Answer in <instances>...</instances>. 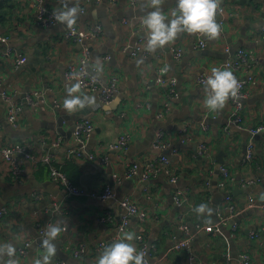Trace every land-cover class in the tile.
Wrapping results in <instances>:
<instances>
[{
  "label": "crops",
  "instance_id": "crops-1",
  "mask_svg": "<svg viewBox=\"0 0 264 264\" xmlns=\"http://www.w3.org/2000/svg\"><path fill=\"white\" fill-rule=\"evenodd\" d=\"M219 1L222 11L216 19L220 33L214 38L205 34L204 47L197 46L196 32L184 31L154 52L130 56L122 47L131 45L137 34L147 35L142 17L151 8L149 0L135 4L129 0H67L68 4L78 3L81 9L76 24L100 23L104 30L101 37L83 43L66 38L67 26L62 22L51 27L39 25L31 0H0V32L7 34L9 43L27 57L16 68L13 56H3L0 45V146L22 145L24 152L46 155L73 178L69 179L74 184L86 190L110 185L114 194L107 200L86 194L68 195L54 182L63 194L56 196L46 189L53 184L46 160L35 163L24 152H16L25 177L13 180L5 160L0 158V207L7 210L0 221V242L15 243L18 264H34L42 256L38 229L49 223L63 227L50 264L57 258L70 264H97L105 247L129 231L134 234L138 250L143 243L149 246L151 264H189L184 251L173 248L183 236L182 224L192 236V264H224L227 256L230 264H238L241 252L250 255L251 264H264V129L253 134V157L248 164L242 163L251 129L264 125V39L259 37L264 27V0ZM46 3L53 9L65 6V0ZM160 7L170 17L176 0H162ZM123 19L130 20V25ZM134 25L135 31L130 27ZM84 44L93 59L89 67L96 70L97 76L104 81L110 76L118 79L121 99L111 112L98 107L97 92L88 88L80 92L92 97L91 103L71 112L64 107L67 88L75 83L67 80L64 73L69 64L78 62ZM239 48L255 56L249 73L258 80L256 85L245 88L243 121L235 125L229 122L233 96L222 108L209 109L204 103L206 84L199 81V76L211 73L212 67L232 57ZM176 50H180L179 56ZM163 67L167 69L163 75L176 78V97L170 95L166 85L156 83ZM245 74L246 71L238 73ZM35 90L39 91L36 102L27 104L23 97ZM1 91L14 94L22 104L16 125L7 119L8 102ZM166 103L168 107H164ZM82 118H89L94 128L81 154L69 156L67 149L75 146L74 124ZM159 129L169 141L165 151L154 144ZM122 133L130 139L127 148L112 147ZM54 141L58 144L53 145ZM202 146L210 154L204 155ZM221 150L222 165L228 170L224 188L218 185L221 172L216 155ZM160 154L166 155L169 162L149 178H142L140 173L123 175L131 163H137L140 170L146 163H160ZM172 176L177 178L175 183L170 181ZM248 179L256 182L251 187L244 186ZM175 187L187 195L182 205L173 199ZM250 189L253 207L245 205ZM226 193L237 213L230 221L218 223V205ZM123 198L135 202L146 216L141 219L131 215L120 229ZM201 203L211 211H196ZM107 213H111V219H103ZM232 220L238 223L235 230L230 225ZM253 232L256 235L252 236ZM27 239L31 245L22 254L18 249ZM79 241L85 242L86 251L73 257L67 245ZM101 241L105 246L98 248ZM6 259L5 254L3 260Z\"/></svg>",
  "mask_w": 264,
  "mask_h": 264
},
{
  "label": "built area",
  "instance_id": "built-area-1",
  "mask_svg": "<svg viewBox=\"0 0 264 264\" xmlns=\"http://www.w3.org/2000/svg\"><path fill=\"white\" fill-rule=\"evenodd\" d=\"M130 3L135 4L138 0H129ZM35 7L36 20L39 25L44 27H51L59 23L53 15L54 10L46 3V0H31ZM151 4V0H149ZM222 11V6L219 1V6L217 9V13ZM122 22L126 25H130V20L123 19ZM132 30H136V26H130ZM198 36V47H204L206 45L204 40L203 33L196 32ZM103 35V28L100 23H93L91 25H79L74 24L71 27L67 26L64 30V36L68 39L75 40L79 43H83L86 39H97ZM259 37L264 39V27H261L259 30ZM147 35L137 34L133 43L126 44L122 47L123 51H129L130 56H134L137 53L145 54L148 50L145 48ZM0 45L2 48V55L6 57L13 56L14 66L19 68L22 64H24L27 60V57L22 55L21 51L15 49L10 43L8 35L0 32ZM226 51H229V47H226ZM176 56L180 55V50H176ZM92 57L90 56V50L87 45H82L79 60L76 63H71L67 66L65 70V77L67 80H74L75 82H79L81 84V88H88L92 91L97 92L98 94V107L106 112H111L115 110L120 102L121 95L117 92L118 89V79L116 76H110L107 80H101L97 74L95 69H91L89 67V62L92 61ZM256 61L255 56L250 52V50L245 48H239L232 57H227L225 60L219 62L215 67H230L237 77L239 81V88L235 96H233V104L229 111V122L235 125H240L243 121V98L245 96V88L250 85L257 84V76L254 73H249V67ZM166 67L160 68L161 76L157 77V84L166 85L168 91L172 97L178 96L177 90H175L176 78L174 76H166L163 75L166 73ZM241 71H246L244 76L238 75ZM211 73H202L199 76V81L203 84L207 83V77ZM39 94V91L35 90L25 95L24 101L27 104H34L36 102V96ZM1 96L7 100V119L14 125L17 124L18 114L21 110L22 104L19 99L14 96V94L1 91ZM164 107H168V103L164 105ZM94 125L89 118H82L75 122L73 129V140L75 142V146L69 147L67 149V155H80L81 150L84 148L87 140L90 137V133L93 130ZM264 129V125L257 126L254 129H251V137L246 143L245 154L242 158L243 164H248L253 157V149L254 142L252 140L253 134L259 132ZM130 139L127 134H120L116 143L112 144V147L117 148H127ZM53 145H57L58 141H54ZM154 144L160 150H164L169 146V141L165 137V133L163 130L159 129L154 136ZM202 150L204 155L210 154V151L206 146H202ZM16 152H24L22 145H4L0 146V158L5 160L6 168L10 177L13 180H23L25 175L23 171V167L16 156ZM25 156L29 159H32L35 163H38L40 160H46L49 165V175L52 181L58 182L60 186L64 189L66 194L68 195H88L94 198H98L100 200H107L113 197V190L110 185H106L101 190H86L83 186H79L74 184L64 172L60 171L54 164L52 158H49L46 155H36L32 152H24ZM92 156L91 154H89ZM159 160L160 163L149 162L146 163L145 166L140 170L139 165L137 163L128 164V166L123 170L124 176H132L134 174L140 173L142 178H149L150 176L156 174L164 164L169 162L168 158L164 154H160ZM105 161V160H104ZM221 172V179L218 181V185L221 188L225 187L226 179L228 178V170L225 165L220 164L219 166ZM116 177V174L113 175ZM170 181L175 183L177 181L176 176H172ZM256 182L255 179H248L243 182L244 186L251 187ZM173 199L177 205H182L183 201L187 200L186 193L178 187L174 188L173 191ZM120 206L124 210L121 221L119 224V228H123L129 222V218L131 215H136L139 218H144L146 216V212L139 208V206L133 202L129 198H123L120 200ZM227 202L226 206H222L223 203ZM255 204L254 196L252 195V191L247 194V198L245 201V205L247 207H253ZM54 207H57L53 204ZM6 208L4 206L0 207V221L6 213ZM237 213L236 205L232 202L228 201L227 193L223 195V198L220 201V205H218V223L228 222L230 221L235 214ZM111 219V213H107L103 219ZM231 227L235 230L238 227V223L233 221ZM183 236L178 238L174 244L173 248L178 250H183L185 253L186 261L189 264L193 262V255L190 252V244L192 240V236L189 233V229L185 224L180 226ZM38 232L43 239L45 234V226H39ZM252 236L256 235V232L251 233ZM31 245V240L27 239L24 242V245L18 249V251L22 254L27 253L28 247ZM39 247H42V243H38ZM105 246V242L101 241L98 244V248H102ZM67 247L70 249V254L73 257H79L86 251V244L83 241H79L76 245H72L69 243ZM43 248V247H42ZM145 250L146 257L148 259V249L149 246L146 243H143L140 247V250ZM231 258L229 256L226 257L224 264H230ZM149 261V259H148ZM238 264H251V257L246 252H241L237 256ZM52 264H70L66 259L57 258L53 261ZM149 264L150 261H149Z\"/></svg>",
  "mask_w": 264,
  "mask_h": 264
},
{
  "label": "clouds",
  "instance_id": "clouds-1",
  "mask_svg": "<svg viewBox=\"0 0 264 264\" xmlns=\"http://www.w3.org/2000/svg\"><path fill=\"white\" fill-rule=\"evenodd\" d=\"M162 0H151V8L142 17L147 39L145 48L154 52L157 48L173 41L181 32L203 33L209 38H214L220 33L217 9L219 0H176V7L172 9L170 17L160 5ZM79 4L74 2L54 10L53 15L59 22L71 27L80 14ZM99 70V69H98ZM167 70V69H165ZM239 88V81L230 67H212L211 74L207 77V95L205 105L212 110L222 108L229 96H235ZM81 84L77 81L68 88L64 98V107L75 111L92 102V97L80 92ZM74 93H80L78 95ZM211 211L206 203L196 206V211ZM60 223H49L45 227V234L41 241L43 254L35 259L34 264H50L57 252L56 238L62 232ZM132 232H125L123 238L116 239L105 247L97 259V264H149L145 250H138ZM16 245L11 241L0 242V264H18L15 258ZM7 255L8 259L3 260Z\"/></svg>",
  "mask_w": 264,
  "mask_h": 264
},
{
  "label": "water",
  "instance_id": "water-1",
  "mask_svg": "<svg viewBox=\"0 0 264 264\" xmlns=\"http://www.w3.org/2000/svg\"><path fill=\"white\" fill-rule=\"evenodd\" d=\"M224 153V151L223 150H221L217 155H216V159L218 160V164H217V166H220V164H222L223 162H224V160H223V158H222V154ZM52 181V180H51ZM53 182V184L51 183H49V185H47V190H49L53 195H56V196H63V194L62 193H60L59 191V187H56L55 185H54V181H52ZM238 189V188H237ZM232 222H233V220H232ZM232 224V223H231ZM230 224V225H231Z\"/></svg>",
  "mask_w": 264,
  "mask_h": 264
},
{
  "label": "rangeland",
  "instance_id": "rangeland-1",
  "mask_svg": "<svg viewBox=\"0 0 264 264\" xmlns=\"http://www.w3.org/2000/svg\"><path fill=\"white\" fill-rule=\"evenodd\" d=\"M104 31V30H103ZM227 205V202L223 203L222 206H226Z\"/></svg>",
  "mask_w": 264,
  "mask_h": 264
},
{
  "label": "trees",
  "instance_id": "trees-1",
  "mask_svg": "<svg viewBox=\"0 0 264 264\" xmlns=\"http://www.w3.org/2000/svg\"><path fill=\"white\" fill-rule=\"evenodd\" d=\"M67 174V173H66ZM68 178H70V179H73V178H71V177H69V176H67Z\"/></svg>",
  "mask_w": 264,
  "mask_h": 264
},
{
  "label": "bare ground",
  "instance_id": "bare-ground-1",
  "mask_svg": "<svg viewBox=\"0 0 264 264\" xmlns=\"http://www.w3.org/2000/svg\"><path fill=\"white\" fill-rule=\"evenodd\" d=\"M47 164V163H46Z\"/></svg>",
  "mask_w": 264,
  "mask_h": 264
}]
</instances>
